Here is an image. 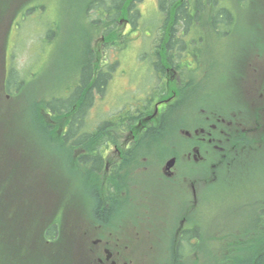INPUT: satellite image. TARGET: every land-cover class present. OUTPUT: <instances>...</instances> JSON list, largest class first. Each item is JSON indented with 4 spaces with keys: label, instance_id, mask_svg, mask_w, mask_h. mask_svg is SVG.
<instances>
[{
    "label": "flooded vegetation",
    "instance_id": "flooded-vegetation-1",
    "mask_svg": "<svg viewBox=\"0 0 264 264\" xmlns=\"http://www.w3.org/2000/svg\"><path fill=\"white\" fill-rule=\"evenodd\" d=\"M119 27L122 44L131 38L133 26L125 21ZM178 28L174 27V38ZM96 35L92 33L90 45L98 52ZM262 48L257 42L239 47L235 88L219 95V105L209 96L205 102L200 98L204 73L199 72L195 58H151L150 62L160 61L157 80L144 82L138 96L127 94L130 102L116 110L108 105L103 118L97 103L120 59L106 62L97 52L83 58L92 65L89 85L78 93L75 89L78 102L72 114L61 117L58 138L59 151L75 174L90 173L94 181L95 206L71 235L79 264H185V258L208 254L219 258L220 264H253L262 256L264 249L258 251V244L264 239V199L241 200L235 211L245 219L234 227L212 223L219 211L210 199L211 185L222 180L228 166L238 168L264 158ZM174 61L183 62L184 67L162 64ZM99 63L104 69L113 66L101 94ZM180 69L193 72L180 73ZM76 75L81 87L82 71ZM69 91L64 88L63 97ZM184 109L198 114L188 127L176 124L177 113ZM131 110L135 113L129 120ZM88 112L92 114L89 122ZM155 127L168 128L177 137H146L148 129ZM170 158L174 163L167 169ZM104 206L108 210L97 215V207Z\"/></svg>",
    "mask_w": 264,
    "mask_h": 264
},
{
    "label": "trees",
    "instance_id": "trees-1",
    "mask_svg": "<svg viewBox=\"0 0 264 264\" xmlns=\"http://www.w3.org/2000/svg\"><path fill=\"white\" fill-rule=\"evenodd\" d=\"M141 1L111 0L110 4L104 6L100 3L101 0H91L90 7L100 10V13L97 19L90 22V33L85 48L82 50L83 56L90 58L97 52L91 48L89 43L92 33L96 31L104 37V44L108 49L111 48L110 45H114V48L118 50L126 47L129 39L122 42L121 46L120 39H118L121 34L119 25L127 21L133 26V30L136 28L140 17L138 4ZM243 1L156 0L158 11L161 14L160 28L154 33L150 52L145 56L144 54L140 56L149 57L148 64H146L148 67L146 77L151 82H155L159 69H161L160 61L150 62L151 58L164 60L165 58L193 57L198 65L202 64L200 59L207 58L205 55L206 40L210 36L212 39L222 40V37L232 32L230 28L238 24L239 14L236 13L240 11ZM249 1L254 3V0ZM18 2L19 0H0V25L12 17V13L17 10ZM101 6L105 11L101 12ZM85 8L86 6L81 7V9ZM251 10L256 9L253 7ZM83 16L86 15L81 17ZM175 26H179L177 38H174ZM237 49L239 47L237 48L236 45L231 54L226 57L227 62L238 56ZM101 50V47L98 48V57L102 56ZM89 62L85 59L79 61L77 72H72L74 77L71 83H67V88L70 89L67 97L63 95L58 98L52 97L48 102L32 101L31 119L23 116L19 120L21 121L19 127L16 123L14 126L12 121L2 123L0 126V134L4 138L0 141V264H79L74 242L71 240V235L77 230L67 232L66 226L69 224L66 223V214L71 209L82 210V207L87 205V215L89 213L91 215L92 208L95 206V194L91 189L94 181L90 173L75 174L72 165L64 160L59 151L58 138L61 117L63 114L73 113L72 107L78 102L76 100L78 91L89 85L88 80L93 72ZM174 62L176 63L162 62V64L184 67L183 62ZM101 66L102 63H99L97 70L100 94L103 93V83L108 79L112 72L111 67H113L106 65L107 69H104ZM229 68L237 71L236 64L232 62ZM80 71H82L81 87L77 86L79 79L77 80L76 75ZM179 71L180 73L193 72L187 69ZM162 73L165 71L163 70ZM14 82V74L10 70L7 88L9 84L11 86L18 83ZM21 88L22 86L16 85L17 92L14 91L15 94L13 93L12 97H19L22 92ZM89 92L83 96L85 103L89 101ZM52 102L58 103L54 105ZM1 104H8L2 94H0ZM82 109L83 106L80 105L78 111L81 112ZM134 113V110L127 112L129 120L132 119ZM169 132L170 130L165 127L149 128L146 137L166 138ZM6 149L10 150L6 151ZM5 151L6 154H4ZM11 151H15V154L11 155ZM49 153L54 157L46 160ZM226 171L225 179L229 177L230 167H227ZM32 176L37 177L33 179ZM83 188L85 194L80 195L83 193L80 189ZM107 201L111 202L109 199ZM107 210L106 206L101 210L97 207L95 213L102 215ZM261 257L257 258L253 264H264Z\"/></svg>",
    "mask_w": 264,
    "mask_h": 264
},
{
    "label": "rangeland",
    "instance_id": "rangeland-1",
    "mask_svg": "<svg viewBox=\"0 0 264 264\" xmlns=\"http://www.w3.org/2000/svg\"><path fill=\"white\" fill-rule=\"evenodd\" d=\"M90 1L86 3L87 0H19L17 10L10 17L13 18V21H7L0 25V83L3 72L5 78H9L10 68L13 71L15 82L18 81L17 84L14 83L17 86H22L19 97H12L16 85L10 86L9 84V88H7L6 84V87L3 85L0 88V94L6 99V103L13 105H0V126L2 123L12 121L14 126L16 123V126L19 127L21 122L19 120L23 116L31 119L32 101L44 100L48 102L52 97L58 98L64 93L63 88H67V83H71L74 77L72 72H77L78 63L84 58L82 50L85 48L91 25L84 21L83 17L80 18V14L81 7L89 5L85 8L87 11L85 15L88 19L91 18L94 9L90 7ZM110 2L111 0H101L100 3L107 6ZM253 7L256 10H251ZM28 10H31L30 13L25 14L29 12ZM138 10L140 17L137 20L139 22L137 25L142 24V31L139 34L133 32L131 34L133 40L128 41L123 50L108 49L106 44L99 42L104 61L111 63L115 59H120L105 94L99 98V103H97L100 118L105 117L108 105H115L116 110L129 103L132 97L128 98L126 95L131 93L130 96H138L139 92L137 91L145 85L148 60L139 58L150 52L160 14L156 9V0H142L138 4ZM99 13L100 10H95L94 19L98 17ZM236 14H239L238 24L230 28L232 32L229 35L222 37V40L212 39V36L206 40L205 55L207 58L200 64L199 69L200 73H204L201 78L205 86L199 90L203 91L200 98L204 102L209 96L216 105H219L221 99L219 95L222 92L226 94V90L235 88L236 72L229 68L231 62L235 64V59L227 62L226 57L231 54L236 45L238 48L251 42H257L264 50V0H254L253 4L249 0H244L240 11ZM3 33H6L5 41ZM99 36L101 34L96 35L98 38ZM1 47H3L2 53ZM197 92L198 90L195 93ZM224 94H222V98H224ZM6 95L10 97H6ZM57 103L52 102L54 105ZM176 116V124L181 123L184 126H189L193 123L191 119L196 118V112L184 109L179 111ZM91 117L92 114L88 112L86 121L89 122ZM168 134L170 136V132ZM171 135L175 134L171 132ZM2 137L0 134V141L4 140ZM163 147L165 146L163 145ZM10 154L14 155L15 151H11ZM52 157L54 155L49 153L46 160L52 159ZM32 177L36 179L37 176ZM213 184L210 199L215 204L213 206L219 211V216L212 223L214 225L229 223L232 227L242 223L245 217L240 215L241 212L235 211L241 200L252 197L253 199H264V158L258 157L256 160L248 162L243 168H236L224 182L221 183L218 180ZM80 192H83L80 195L85 194L84 188L80 189ZM220 207L224 211H220L222 210ZM66 216V223L69 224L66 226L67 232H75L84 223L82 218L88 217L87 205L82 207V210L71 209ZM71 227H73L72 230ZM258 231L260 232V230ZM258 248V251L261 248L264 249V239L259 241ZM217 259L219 258L208 254L205 257L185 258L184 263L220 264ZM261 260H264V252Z\"/></svg>",
    "mask_w": 264,
    "mask_h": 264
},
{
    "label": "water",
    "instance_id": "water-1",
    "mask_svg": "<svg viewBox=\"0 0 264 264\" xmlns=\"http://www.w3.org/2000/svg\"><path fill=\"white\" fill-rule=\"evenodd\" d=\"M174 163V158H171L166 163V168L169 169Z\"/></svg>",
    "mask_w": 264,
    "mask_h": 264
}]
</instances>
